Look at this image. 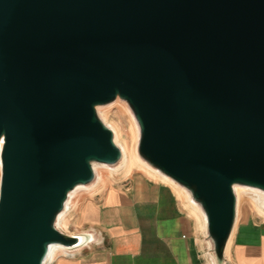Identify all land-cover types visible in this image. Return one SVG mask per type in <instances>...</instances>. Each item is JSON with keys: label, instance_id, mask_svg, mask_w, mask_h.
Returning <instances> with one entry per match:
<instances>
[{"label": "water", "instance_id": "obj_1", "mask_svg": "<svg viewBox=\"0 0 264 264\" xmlns=\"http://www.w3.org/2000/svg\"><path fill=\"white\" fill-rule=\"evenodd\" d=\"M116 101L228 264L235 188L264 192V0H0V264L92 242L57 221L123 160L100 116Z\"/></svg>", "mask_w": 264, "mask_h": 264}, {"label": "crops", "instance_id": "obj_2", "mask_svg": "<svg viewBox=\"0 0 264 264\" xmlns=\"http://www.w3.org/2000/svg\"><path fill=\"white\" fill-rule=\"evenodd\" d=\"M185 209L163 186L114 188L88 209L98 228L88 234L93 241L52 264H208L199 226ZM230 242L228 264H264V224L238 213Z\"/></svg>", "mask_w": 264, "mask_h": 264}, {"label": "bare ground", "instance_id": "obj_3", "mask_svg": "<svg viewBox=\"0 0 264 264\" xmlns=\"http://www.w3.org/2000/svg\"><path fill=\"white\" fill-rule=\"evenodd\" d=\"M119 109H121V107ZM101 113L103 114L102 108L100 109V114ZM108 126L113 130L114 135H115V141L122 149V152L124 155L123 160L119 164V167L117 169L111 168L109 166H104V165H95V172L97 176L96 182L89 187H79L73 193H71L66 209L64 210L63 213L60 214L58 218V221H57L58 228H64L65 230H67L68 212L70 211V209L76 207L77 204H79V198L82 196L83 193H90L94 191L98 187V186L96 187L95 184H100L101 186H105L107 176H110V175L112 176L115 172H120L123 175V177H128L133 173V169L137 167V169L138 168L139 170L142 169L143 171L146 172V174H149L150 176L170 186L175 191L178 198L182 201L185 208L188 211H190L191 214L197 219V223H198V226L201 232L205 233L206 232L205 216L201 208L195 202L192 201L189 193L185 189L177 185L175 182H173L172 180L162 175L157 170L150 167L137 155L139 130H138V125L135 122V120H134L133 130L131 132L132 135H131L130 142L128 141L122 142L121 141L122 135L120 131L112 125H108ZM0 182H1V166H0ZM235 191H236L237 198H238V213H239V206H240V198L242 195H247L252 200L253 205L255 206L257 211L260 214L264 215V192L260 190L240 187V186H237L235 188ZM81 239L84 242L86 240V237L84 235H81ZM90 239L91 241H93L92 237H90ZM205 239L207 240V244H208V247L204 248V256L206 258L207 263L208 264H218L216 261V258L213 255L211 243L209 242L207 237H205ZM230 247H231V242L228 244V247L226 249V253H225L226 259L229 258L230 256L229 255ZM62 254L63 256L73 255V253L67 252L61 246H57V245L52 246L47 264H52L53 261L56 259V257Z\"/></svg>", "mask_w": 264, "mask_h": 264}, {"label": "rangeland", "instance_id": "obj_4", "mask_svg": "<svg viewBox=\"0 0 264 264\" xmlns=\"http://www.w3.org/2000/svg\"><path fill=\"white\" fill-rule=\"evenodd\" d=\"M120 107L121 109H119ZM102 111L103 114L101 113L100 116L106 121V123L108 125L116 127L120 131L122 135L121 141L130 142L132 135L131 132L133 130L134 125V118L127 104L121 101H116L108 106L103 107ZM118 167L119 166L114 167V169H117ZM145 174V171H143L142 169L139 170V168L137 169V167H135L133 169V173L128 177H123L120 172H115L112 176H107L105 186L95 184V186L98 187L90 193H83L82 196L79 198V204H77L76 207L70 209L67 217V230H65L64 228L59 229L69 235H86L93 231H98L97 226H95L92 222V212L89 211V213L88 209L92 206H99L101 200L104 198L106 193L114 188L126 189L134 186L140 187L143 183L147 182L154 186H163L164 188L172 190L175 193V191L170 186L166 185L164 182H161L160 180L150 176L149 174ZM250 200L251 199L247 195L241 196L239 206L240 220L249 219L253 222L264 224V215L260 214L257 211L255 206L253 205L252 200ZM185 211L188 214L190 213L189 215L194 218L197 223V219L191 214V212L186 209ZM98 234L100 235V232ZM201 234L202 246L203 248H207L208 244L207 240L205 239V233L201 232ZM57 257H71V255L63 256L62 254Z\"/></svg>", "mask_w": 264, "mask_h": 264}]
</instances>
